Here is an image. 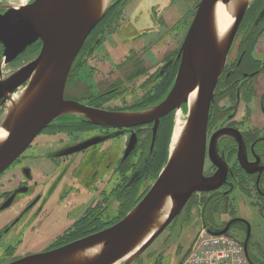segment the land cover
I'll list each match as a JSON object with an SVG mask.
<instances>
[{"label": "flooded vegetation", "instance_id": "1", "mask_svg": "<svg viewBox=\"0 0 264 264\" xmlns=\"http://www.w3.org/2000/svg\"><path fill=\"white\" fill-rule=\"evenodd\" d=\"M131 1L112 0L91 28L71 63L64 99L109 111L138 110L156 103L167 93L180 60L177 51L163 55L159 65L152 70L140 66L143 62L138 59V50L144 40L168 24L165 12L173 0H141L127 16L125 11ZM7 2L0 1V15L9 9ZM180 19L172 23L177 30ZM239 29L243 33L234 53L230 55L233 42L228 50L207 118L202 174L214 188L194 192L189 199L193 202L197 198V210L192 213L197 224L211 232L227 227L226 234L242 245L251 263L264 264L250 253V223L237 215L233 206L236 198L245 197L264 213V50L259 48L264 33V0L252 1ZM134 42L139 48L130 46ZM41 46L40 39H36L16 54L5 57L6 47L0 40V83L10 80L30 64L38 56ZM144 53L148 51L144 49ZM121 65L130 69V75L124 81L119 77ZM140 77L143 78L139 86L142 94L135 97L128 108L117 109L112 105L116 99H123L122 85ZM7 94L8 91L0 94V114ZM252 105L258 106L262 117L259 122L253 120ZM173 112L162 116L156 124L151 121L126 128L97 125L75 116H61L43 128L0 174V264L33 254L31 249L39 248L38 252L51 250L112 225L113 217L108 215H121L122 201L134 195L142 180L138 178L130 183L123 176L125 169L131 174L142 172L146 157L151 156L150 169L165 156L167 158ZM117 132L120 134L67 153L80 143ZM60 133H66L67 137L70 133L81 136L67 142L62 141V136L50 142L49 138L44 139V136L54 137ZM132 136L133 146L125 154ZM123 137L124 144L120 149L118 141ZM74 157H81L80 161L73 162ZM109 157L111 160L105 163V158ZM104 170L111 171L107 180L100 177ZM111 179L113 184H110ZM67 180L69 183L65 184ZM122 180L124 183L121 184ZM106 201L117 204L113 213L111 210L107 213ZM66 222L65 226L63 223ZM54 230L57 233L52 237H43L42 233ZM234 230L242 232V238L230 232ZM191 241L182 254H178V262ZM22 249H29V252L19 254L18 250ZM149 258L145 264L154 263V257Z\"/></svg>", "mask_w": 264, "mask_h": 264}, {"label": "water", "instance_id": "2", "mask_svg": "<svg viewBox=\"0 0 264 264\" xmlns=\"http://www.w3.org/2000/svg\"><path fill=\"white\" fill-rule=\"evenodd\" d=\"M111 1L109 0L104 9L93 19H86L82 0H62L56 15H47L44 18L39 17L44 0H28L22 8L11 7L0 15V40L6 47L5 57L16 54L33 40L40 39L42 42L38 56L30 64L20 69L19 73L17 72L18 74L16 73L17 75H14L10 80L0 83V94L6 91L11 93L25 80L28 81L30 75L45 57L47 59L44 70L50 68L48 79L39 96L22 114L0 144V174L28 147L43 128L61 116H75L86 122L112 128L134 127L151 121L156 124L158 119L176 110L183 103L182 96L185 91L192 89L195 82L198 81L194 118L189 137V153L185 159L180 161H170L167 158L165 165L148 191L115 224L63 246L29 254L7 264H36L98 242L103 244V250L83 264H113L124 254L130 239L154 206L163 197L183 186V190L174 195L173 207L163 222L142 243L136 255L118 263L129 264L168 227L194 192L208 191L214 188L203 178L202 174L210 102L224 68L228 50L244 14L253 0L237 11L220 54L216 53L207 30L208 15L216 0H199L180 46L178 53L180 60L169 91L159 103L136 111H109L63 97L66 78L73 59L87 34L103 16ZM197 52H199L200 64L196 80L193 64ZM67 108H73L79 113L65 111ZM123 112H146V114L131 118H118L115 115ZM0 123H2V119ZM118 134L120 132L98 140L80 143L68 150L67 153L77 152ZM133 142L132 136L125 154L131 150ZM226 228L212 231V233L225 234Z\"/></svg>", "mask_w": 264, "mask_h": 264}, {"label": "rangeland", "instance_id": "3", "mask_svg": "<svg viewBox=\"0 0 264 264\" xmlns=\"http://www.w3.org/2000/svg\"><path fill=\"white\" fill-rule=\"evenodd\" d=\"M139 1L141 0H133L129 3V5L127 6V8L128 7L129 8L128 10L125 11L127 16H128V13L129 14L131 13L132 9L135 7V5H137ZM198 2L199 0H173L171 1L170 6L167 9L168 12L167 11L165 12V17L168 21V24L161 27L158 32H155L156 34L155 33L153 35L151 34L152 36H150L149 39L144 40L142 44L143 45L142 48L138 50V56L140 57L138 59H141L143 62L140 65L141 67L145 66L147 67V69L153 70L157 67V65H159L163 55H168V56L172 55L174 51H177V53H179L183 36L186 33V30L193 16L195 6ZM178 18L179 19L181 18L178 21L179 28H180V29L178 28L179 30L175 29V26H172V23L175 22ZM242 33H243V30L239 29L238 27L235 37L232 41L233 47H232V51L230 55L234 53V49L237 43L240 41ZM162 34L164 35L163 38H161ZM165 36L166 38H164ZM130 46L133 47V49H136V47L139 48V44L136 42L131 43ZM259 46H260L259 47L260 50L263 51L264 50V33L259 40ZM144 49L147 50L148 53H144ZM140 51H143V52H140ZM113 59H116V58H113ZM129 72H130L129 68H125V66L121 65V67L119 68L120 80L124 81L123 79L124 78L126 79V77L130 75ZM142 80L143 78L140 77L132 81L130 80L128 84L127 83L123 84L122 90H121L122 96H124L123 99L121 100L120 98L116 99V101H114L112 105H114L115 107H118L117 109L128 108V105H130V103L134 100V98L142 94L143 91L139 89V86ZM165 95L156 103L150 106L148 105L145 108L151 107L159 103L165 97ZM223 104L225 105L226 102H223ZM252 106L253 107H251V111H252V117L254 118L253 120L255 122H259L260 118L262 117L259 116L258 106L257 105L256 106L252 105ZM177 108L180 110V112L183 115L186 114V106L184 103L180 104ZM113 111H136V110L127 109V110H113ZM175 111L176 110H174L173 112L174 119H175ZM173 125L174 123L171 126V131H170L171 133H172ZM70 135H71L70 137H67L66 133H60L54 137L44 136V139L46 140L47 138H49V142H50L52 141L53 138L57 136H62L63 137L62 141L67 142V141L79 139L81 136V134H75V133H70ZM118 142L120 145V149H122L123 144H124V137L121 138L120 141ZM110 143L111 142H109V144ZM80 158L81 157L79 158L74 157L72 159H73V162L78 163L80 161ZM110 158L111 157H109V159L105 158L104 162L106 163L107 161L111 160ZM69 159L71 160V158ZM150 159H151V156L150 158L146 157V160L141 166L142 172L134 171L131 174V172L127 168L125 169L126 172L123 174V176L126 177V180L129 179L130 183H132L134 182V180L136 181V180H139L138 178H142V180L139 182L141 184L140 186L137 187V191L134 193V195L131 198H128L125 200L126 207L125 208H123L124 206L121 207V211H120L121 215L115 216V217L113 216V214L108 215L109 217H113L111 218L110 223L115 224L116 222H118L135 206L134 203L142 195H144L145 192L149 189V187L154 182V180L156 179L157 175L159 174L160 170L165 165L166 160H167V158H165L155 168L150 169L149 168ZM103 172H104L103 177L102 176L100 177L107 180L108 177L110 176L111 171L104 170ZM130 174L131 176L129 178L128 175ZM65 176L67 177L68 174L66 173ZM110 182H111L110 184H113V179H111ZM67 183H69L68 180L67 182H65V184ZM122 183H124L123 180L121 181V184ZM110 186L111 185H109V187ZM196 201H197V198H195L193 202L192 201L190 202V199H188V201L185 203V205L181 209L180 213L173 219V221L168 225V227L147 247L146 250H144L140 255H138V257H136L129 264H145V261L146 262L149 261L150 259L149 257H152V258L154 257L153 259L154 263L152 264H162V262H167L168 264H179L180 262V261L178 262L179 255L182 254L183 248L187 245V243H189L191 239H193L194 235H196L197 231L201 227V225L197 224V221L194 220L193 215H192V213L197 210L198 202L196 203ZM233 206H234L235 213L239 215L240 217L247 219L250 223V226H251L250 243L252 244V247H250V253L253 256L264 261V213H261V211L253 207L251 200L245 197H242V199L236 198ZM116 207H117V204L114 203L113 201H108V202L106 201L107 213H109V210L111 211L116 210ZM222 217L225 218V216H222ZM63 224H65L66 226L67 222ZM46 230H47V227H46ZM230 232L236 235L239 239L242 238V232L236 231V230H234V232L233 231H230ZM56 233L57 231L54 230L53 232L51 231L49 233L44 232L42 233V235H44L43 236L44 238L48 239L52 237L53 235H55ZM28 250L22 249L21 251L18 250V252L19 254L27 253L29 251H31L32 253H36L39 251V248L31 249L29 251Z\"/></svg>", "mask_w": 264, "mask_h": 264}, {"label": "bare ground", "instance_id": "4", "mask_svg": "<svg viewBox=\"0 0 264 264\" xmlns=\"http://www.w3.org/2000/svg\"><path fill=\"white\" fill-rule=\"evenodd\" d=\"M1 1V0H0ZM8 7L14 9L22 8L28 0H7ZM62 0H44L40 11L39 17L54 16L61 5ZM84 4V11L86 19H93L96 17L106 6L109 0H82ZM250 0H216L212 6L207 20V30L210 40L214 46L217 54H220L230 27L233 23L234 17L238 10L245 6ZM47 57L39 64V66L30 75V78L22 87H17L11 93L7 94V101L2 106L3 112L0 114V144L6 138L9 131L17 123L22 114L34 103L43 89L47 79L50 68L44 70L45 61ZM200 64L199 52L195 54L194 70L196 80L198 79V70ZM44 72V73H43ZM19 73V72H18ZM17 73V74H18ZM41 73L43 75L40 77ZM15 74V75H17ZM197 85L195 82L194 87L186 90L182 96L183 103L186 106V114L183 115L177 108L175 111L174 125L170 136L168 145L167 158L170 161H180L187 157L189 151V137L194 118ZM65 111L79 113L73 108H67ZM145 113H116L118 118H131L144 115ZM3 116V117H2ZM116 118V117H115ZM177 188L171 194L163 197L151 210L147 218L142 222L138 230L130 239V243L124 254L113 264H118L120 261L131 259L136 255L139 247L144 241L160 226L171 208L173 207V197L178 191ZM148 191V190H147ZM103 250L101 242L77 249L65 255H59L49 258L45 261H40L36 264H83L93 259L100 251ZM138 257V256H136Z\"/></svg>", "mask_w": 264, "mask_h": 264}, {"label": "built area", "instance_id": "5", "mask_svg": "<svg viewBox=\"0 0 264 264\" xmlns=\"http://www.w3.org/2000/svg\"><path fill=\"white\" fill-rule=\"evenodd\" d=\"M180 264H251L242 245L228 234H213L201 226Z\"/></svg>", "mask_w": 264, "mask_h": 264}, {"label": "trees", "instance_id": "6", "mask_svg": "<svg viewBox=\"0 0 264 264\" xmlns=\"http://www.w3.org/2000/svg\"><path fill=\"white\" fill-rule=\"evenodd\" d=\"M169 136H170V129H169V132H168V138H167V139H169ZM166 143H167V141H166ZM165 157H166V156H165ZM165 157H164V159H165ZM164 159H163V160H164ZM163 160H162V161H163ZM159 164H160V163H159ZM156 166H157V165H156ZM125 200H126V199H125ZM125 200L122 201V204H121V207L124 206L123 208L126 207ZM137 202H138V200H137L134 204H136ZM126 203H127V202H126ZM124 204H125V205H124ZM134 204H133V205H134ZM186 253H187V252H186ZM186 253H185V255H186ZM185 255H184V256H185ZM184 256L180 259V262L182 261V259L184 258ZM180 262H179V264H180Z\"/></svg>", "mask_w": 264, "mask_h": 264}]
</instances>
